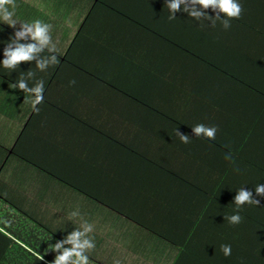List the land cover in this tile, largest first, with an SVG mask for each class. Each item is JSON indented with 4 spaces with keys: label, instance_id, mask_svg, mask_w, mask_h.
<instances>
[{
    "label": "crops",
    "instance_id": "obj_1",
    "mask_svg": "<svg viewBox=\"0 0 264 264\" xmlns=\"http://www.w3.org/2000/svg\"><path fill=\"white\" fill-rule=\"evenodd\" d=\"M238 2L226 30L211 8L170 20L166 0H15L0 61L19 22L39 19L56 46L41 56L58 63L0 65V198L63 238L87 221L86 254L103 264H173L186 238L229 240L200 197L206 207L209 193L244 188L264 201V0ZM20 79L44 82L38 112ZM197 124L216 126L215 139L196 138Z\"/></svg>",
    "mask_w": 264,
    "mask_h": 264
},
{
    "label": "clouds",
    "instance_id": "obj_2",
    "mask_svg": "<svg viewBox=\"0 0 264 264\" xmlns=\"http://www.w3.org/2000/svg\"><path fill=\"white\" fill-rule=\"evenodd\" d=\"M166 4L169 9L170 20L175 19V14L181 10L188 13L196 21L210 19L211 17L204 10L211 8L216 13L215 19L221 20L223 28L226 30L231 27V20L240 19L243 12V7L238 0H166ZM182 5L183 8H181ZM15 9V0H0V20L13 28L18 24L17 19H14ZM221 13L224 14L223 18L220 15ZM19 25V30L15 31L14 36L6 44L3 53L4 59L0 61V65L11 71H14L22 62L35 61V66L40 71H46L49 66L56 65L58 60L55 55L41 56L45 49H48L50 53L56 51L51 36L52 25L39 19L31 22L21 21ZM213 26H215L214 23ZM29 40L31 42L21 43V41ZM34 75L33 72L28 73L29 78ZM70 83L75 84V81ZM13 87L30 94L33 110L39 111L36 106L41 104L44 99V82L42 80L37 82L34 87H29L25 79H20ZM217 131L216 126H206L204 124H197L192 127V132L196 138L204 137L214 140ZM177 135L182 143H190L191 138L188 135L182 134L178 130ZM225 159L230 160L231 153L226 154ZM255 193L258 196H264V184L256 185ZM245 204L259 205V201L253 198L252 191L241 188L234 197L235 214L226 218L230 224L237 225L241 223L242 217L239 210ZM78 215L79 212L74 211L69 218ZM92 231L93 225L84 221L80 228L69 233L64 239L57 241L53 245L54 252L57 255L52 264H89V257L86 253L95 248V242L89 236ZM65 245H69V247H65ZM221 251L225 257H229L232 253V247L230 244L221 245ZM114 264H120V261L116 260Z\"/></svg>",
    "mask_w": 264,
    "mask_h": 264
},
{
    "label": "trees",
    "instance_id": "obj_3",
    "mask_svg": "<svg viewBox=\"0 0 264 264\" xmlns=\"http://www.w3.org/2000/svg\"><path fill=\"white\" fill-rule=\"evenodd\" d=\"M232 196L217 198L209 193L207 202L210 204L205 207V200L200 197L202 207L198 210L210 216L211 212H216L214 225L225 227L220 229L229 231L231 238L224 240L222 235L218 236L214 231H207L206 236L202 233L201 243L189 244L191 242L186 238L184 244L179 245L181 252L173 264H264V201L253 196L259 205L242 206L239 210L241 223L232 225L226 219L235 214ZM0 199V204L6 202L10 209L2 212L0 207V264H52L57 255L53 245L64 238L5 198ZM224 244L232 247L229 257H225L221 251V245ZM185 255H197L200 260L184 262L182 259ZM88 257L89 264H102Z\"/></svg>",
    "mask_w": 264,
    "mask_h": 264
},
{
    "label": "rangeland",
    "instance_id": "obj_4",
    "mask_svg": "<svg viewBox=\"0 0 264 264\" xmlns=\"http://www.w3.org/2000/svg\"><path fill=\"white\" fill-rule=\"evenodd\" d=\"M7 205H8V204H7ZM8 206H9V205H8ZM0 207H2V212L6 211V210H7V211L10 210L8 207L5 208L4 205H2V204H0ZM146 262H148V263H146ZM100 263H101V262H100ZM123 263H124V264H150V261L138 262V263H135V262L132 263V262H129V261H128V263H127V262L125 263V261H123ZM102 264H103V263H102ZM161 264H162V263H161Z\"/></svg>",
    "mask_w": 264,
    "mask_h": 264
}]
</instances>
